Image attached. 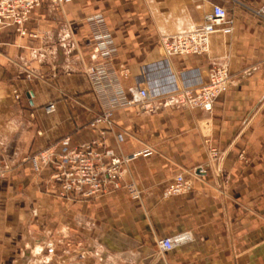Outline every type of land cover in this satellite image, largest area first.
<instances>
[{
	"label": "crops",
	"instance_id": "1",
	"mask_svg": "<svg viewBox=\"0 0 264 264\" xmlns=\"http://www.w3.org/2000/svg\"><path fill=\"white\" fill-rule=\"evenodd\" d=\"M263 5L67 0L56 6L42 0L27 35L3 29L0 264H264V20L255 14ZM214 6L226 9L230 23L211 36L209 53L166 57L161 39L193 30ZM94 15L104 18L111 35L112 66L128 71L125 89L196 85L214 65H227L231 76L211 113L175 105L153 114L116 111L105 146L127 159L137 155L122 175L123 185L140 192L137 200L125 189L62 198L51 170L37 173L30 161L67 137L73 149L99 136L88 126L100 112L86 74L100 61L89 22ZM50 103L56 110L48 114ZM178 174L188 192L165 197ZM178 234L188 235V243L162 253L158 242Z\"/></svg>",
	"mask_w": 264,
	"mask_h": 264
},
{
	"label": "built area",
	"instance_id": "2",
	"mask_svg": "<svg viewBox=\"0 0 264 264\" xmlns=\"http://www.w3.org/2000/svg\"><path fill=\"white\" fill-rule=\"evenodd\" d=\"M52 5H63L67 0H49ZM42 0H0V32L7 27H14L22 36L27 35L26 25L32 14L41 6ZM264 20V5L255 11ZM93 26V43L99 54V63L87 68L93 92L100 107V112L89 123V128L98 131V138L70 149V138L53 144L49 148L30 158L33 170L41 172L51 170V179L59 195L66 199H95L120 189H125L132 199H139L140 192L132 183L123 185V167L134 159L118 156L105 146V133L113 127V118L120 109L135 107L146 114H153L159 106L175 105L187 109H199L211 113L216 100L230 85L231 76L227 65H214L206 82L180 87L176 83L168 87L160 82L135 84L125 89L122 78L128 77V71L115 69L111 60L114 55L113 41L104 18L94 15L89 20ZM230 23L224 7L214 6L206 15L204 22L193 30L164 37L160 46L166 57L205 56L210 51L211 36L222 26ZM230 32V28H225ZM17 100L20 93L15 92ZM168 98V99H167ZM167 100V101H166ZM54 103L45 107L48 114L55 112ZM61 148V152L58 149ZM103 149V151H100ZM148 152V151H147ZM219 158L217 150L211 153V160ZM189 183L183 174H178L164 193L165 197L188 192ZM190 237L178 234L161 239L158 247L162 253L187 244ZM48 253H54L52 244Z\"/></svg>",
	"mask_w": 264,
	"mask_h": 264
},
{
	"label": "water",
	"instance_id": "3",
	"mask_svg": "<svg viewBox=\"0 0 264 264\" xmlns=\"http://www.w3.org/2000/svg\"><path fill=\"white\" fill-rule=\"evenodd\" d=\"M0 167H1V164H0ZM185 245V244H184ZM184 245H182V246H184Z\"/></svg>",
	"mask_w": 264,
	"mask_h": 264
}]
</instances>
